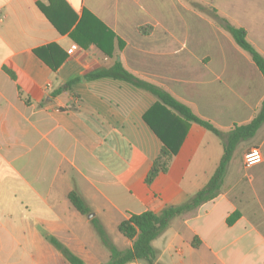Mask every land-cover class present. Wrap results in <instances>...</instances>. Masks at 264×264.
I'll return each instance as SVG.
<instances>
[{"label":"crops","instance_id":"0c3cea01","mask_svg":"<svg viewBox=\"0 0 264 264\" xmlns=\"http://www.w3.org/2000/svg\"><path fill=\"white\" fill-rule=\"evenodd\" d=\"M219 18L245 28L264 54V0H0V264H71L46 234L103 264L110 252L91 219L118 230L209 182L221 138L148 91L84 77L121 62L223 131L248 123L264 76ZM161 137L177 153L148 184ZM252 147L263 161L247 166ZM72 190L89 215L71 204ZM117 238L119 249L132 246ZM153 246L159 264H264V123L237 146L221 193L174 218Z\"/></svg>","mask_w":264,"mask_h":264},{"label":"trees","instance_id":"16d2710c","mask_svg":"<svg viewBox=\"0 0 264 264\" xmlns=\"http://www.w3.org/2000/svg\"><path fill=\"white\" fill-rule=\"evenodd\" d=\"M219 24L232 36L240 48L249 53L264 76V54H262L248 39L247 30L233 24L226 18H219ZM140 30L141 32L146 33L150 30V27L149 30L148 27H142ZM36 52L39 53L38 50ZM6 71L14 77L11 70L6 69ZM102 78L121 80L133 85L136 88L150 92L151 94L157 96L163 104L167 105L180 115L182 119L187 122H194L203 126L221 138L223 142L224 153L216 171L211 176L209 182L192 195L186 202L179 205L166 206L160 213L148 210L139 214H131L129 218H126L119 223L118 230L125 238L132 241L131 247L119 249L108 236L103 224L98 219H91V222L93 223L103 244L110 251V259L103 264H127L138 259L145 260L149 264H159L157 262L158 250L153 246V241L165 232L174 218L198 208L203 203L214 199L221 193L227 167L237 146L241 142L254 137L264 123V100L258 112L250 122L245 124H235L230 130L223 131L215 126L210 120L197 115L190 106L175 98L162 87L141 79L128 71L121 62H116L110 68L100 70L95 73H89L84 77L86 80H96ZM151 127L158 134L156 126L151 123ZM161 138L163 140V146L159 155L153 161V164L147 174L146 182L148 184H151L160 173L168 171L170 163L177 153V143L167 141L163 137ZM68 198L78 212L83 215L90 214V208L76 190L70 191ZM238 216L239 212L232 214L228 218V223H233ZM45 237L71 264H86L81 257L73 253L56 237L49 234H46Z\"/></svg>","mask_w":264,"mask_h":264},{"label":"built area","instance_id":"2783aa9c","mask_svg":"<svg viewBox=\"0 0 264 264\" xmlns=\"http://www.w3.org/2000/svg\"><path fill=\"white\" fill-rule=\"evenodd\" d=\"M73 51V49L69 50V53L71 54ZM245 160V164L247 166H253L256 164H259L263 161V154L262 151L260 150V148L258 147H252L246 154L244 157Z\"/></svg>","mask_w":264,"mask_h":264},{"label":"rangeland","instance_id":"374dc122","mask_svg":"<svg viewBox=\"0 0 264 264\" xmlns=\"http://www.w3.org/2000/svg\"><path fill=\"white\" fill-rule=\"evenodd\" d=\"M90 229H91V233L101 242V238L99 236V234L97 233L96 229L93 228V226H90ZM88 235H90L91 233L87 232ZM107 233H108V236L110 237V239L114 242V243H119L118 242V238L121 240H124L125 237L117 230V229H114V230H110V228H108L107 230ZM88 242H90V240H88ZM93 248V245L91 246ZM106 251H109V249L103 244L102 246ZM110 252V251H109Z\"/></svg>","mask_w":264,"mask_h":264},{"label":"water","instance_id":"95a60500","mask_svg":"<svg viewBox=\"0 0 264 264\" xmlns=\"http://www.w3.org/2000/svg\"><path fill=\"white\" fill-rule=\"evenodd\" d=\"M90 217H91V215H90Z\"/></svg>","mask_w":264,"mask_h":264}]
</instances>
